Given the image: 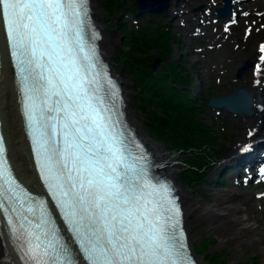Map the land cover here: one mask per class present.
I'll use <instances>...</instances> for the list:
<instances>
[{"label":"snow or ice","instance_id":"snow-or-ice-1","mask_svg":"<svg viewBox=\"0 0 264 264\" xmlns=\"http://www.w3.org/2000/svg\"><path fill=\"white\" fill-rule=\"evenodd\" d=\"M90 15V0H0L46 189L36 194L19 181L0 130V232L6 226L26 264H198L174 184L155 174L158 165L114 103L119 89ZM253 82L264 87V42ZM259 173L264 179V165Z\"/></svg>","mask_w":264,"mask_h":264},{"label":"bare ground","instance_id":"bare-ground-1","mask_svg":"<svg viewBox=\"0 0 264 264\" xmlns=\"http://www.w3.org/2000/svg\"><path fill=\"white\" fill-rule=\"evenodd\" d=\"M178 1L186 5L201 2L204 7L203 9L185 11H180L177 8L170 9V12H174L173 16L185 15L180 19L179 25L181 27L186 25V20L189 21L194 18L202 23L203 27L199 28L197 24V26L193 25L194 27L191 30L188 29V34L186 33V35L193 37L197 34L199 39L202 35L210 36V44L213 41L217 43L218 38L224 37V40L221 41L222 43L217 44L224 51L223 56L217 57V63L211 67H207L204 73H219L220 68L226 70L229 59L231 57H237L233 54L236 52L235 50L238 47L250 46L247 53L239 56L238 63L235 66L231 65L232 71L230 77L232 79L229 82H236L235 84H238V87L246 88L254 97V103L252 105L253 113L250 115L245 113L230 115L227 113L240 128L238 132L240 135L237 140L226 147V152L230 155L239 145L255 138H261L264 135V87L256 85L253 82V67L256 63L258 45L264 42V0H251L252 2L249 4H243L249 2L248 0H236L234 16L219 19L214 18L213 15L215 16L214 9L222 4V0H177V3ZM93 2L95 18L98 22H101L103 19V11L100 6V1L93 0ZM189 11H193L194 13L188 15ZM229 19L235 20L237 23L234 25L229 24L228 30H226L225 24L228 23ZM235 27L239 28L240 32L230 39H227L226 36L230 29ZM249 28L252 29L250 33L247 31ZM102 29V47L107 53L117 43L118 35L115 33L113 35L110 34L107 31L106 25L104 27L102 26ZM205 29L208 32H204L203 30ZM217 45L212 46L216 47ZM209 48L211 47L208 46L198 51L205 55L206 53L204 52H207ZM0 53L2 62L0 74V118L3 121L2 130L5 134L8 157L19 181L32 192L44 194L45 187L35 165L34 150L28 138L22 112L14 62L10 56L9 45L2 26H0ZM247 59L253 62V66L246 69L241 77H237L236 69L244 64ZM200 61L201 58L194 60V62ZM126 95V103L132 123L136 125L141 136L159 151L166 167H171L177 158L166 154L162 147L150 138L146 129L137 120L135 111L130 106L131 97L127 91ZM249 132H251V135H249ZM262 150L264 151V147ZM169 172L176 179L174 176L175 171L169 170ZM180 188L185 204V214L188 216L195 215L193 220H187L188 224L194 226L202 220H207L210 231H220L219 237L222 242H235L238 239H243L249 244L254 245L257 249L261 248L258 236L257 216L259 213L258 209L262 202H264V197L254 195L256 192L251 194L247 193L241 188H238L237 182H234V187L215 191L212 202H207L201 197L193 195L190 191L183 190L182 187ZM260 191H264V189ZM230 195H238L241 198L240 200L232 202L229 198ZM198 261L200 264H205V261L201 257L198 258ZM0 262L1 264H26L19 249L12 243L11 235L7 231L6 226L4 231L0 232ZM231 264H235V262L232 261Z\"/></svg>","mask_w":264,"mask_h":264},{"label":"rangeland","instance_id":"rangeland-1","mask_svg":"<svg viewBox=\"0 0 264 264\" xmlns=\"http://www.w3.org/2000/svg\"><path fill=\"white\" fill-rule=\"evenodd\" d=\"M99 1L103 11V19L101 22L99 21V23L103 27L106 25L107 31L110 34L113 35L115 33L118 35V41L110 48V51L106 53L102 48V52L111 63L116 76L124 84L125 91L129 93L131 97L130 106L135 111V116H137L139 123L146 129L150 138L162 147L166 154L177 158L176 162H173L171 167L166 168L175 171V175H173L176 177L182 189L190 191L193 195L199 196L207 202L213 201L215 191L234 187V182H237L238 188H241L249 194L264 189V179L262 178L253 176L251 177V180L247 179V181H245L246 175L242 172V170H244L243 168L241 169V172H239V175H235L236 170L234 168L224 169L221 174H218L223 160L229 157V154L226 152V147L237 140L240 135L238 133L240 128L227 115L225 110L214 109L207 104L208 98L211 95L229 94L238 87V84H235L236 82H229L232 79L230 77L232 71L231 65L235 66L239 61V56L247 53L250 46L238 47L235 50L236 52L233 53L237 57H231L229 59L228 64L226 65V70L220 68L219 73L216 72L217 74L204 73V70L207 67H211L217 63V57L223 56L224 51L218 46L219 43H222L221 41L224 40L223 36L218 38L219 40L217 43L213 41V43L210 44V36L202 35L199 39L197 34L193 37L186 35V33L188 34V29L191 30V28L194 27L193 25L197 24V27H203L202 23L198 22L196 18L189 21L186 20V25L181 27L179 22L181 17L185 15L173 18V13H169L165 16H154L145 13L140 17H135V0H124L123 3L119 5V8L120 6H125L126 9L119 13H117V11H111L108 0ZM248 1L249 2L243 4H249L252 2L251 0ZM92 4H94V2H92ZM200 4L202 3L195 2L186 5L179 1L177 9L180 11L191 10L193 7ZM193 13V11H189L188 15H192ZM213 17L215 16L213 15ZM163 27L170 30L175 51L172 58L166 61L162 60L159 63V66L154 73L161 76L166 73L168 67L173 61H179V67L181 66L183 68L181 69L182 73H189L194 79L187 87V94L193 101V104L198 108L200 118L205 121L216 134L219 143L217 152L213 154L215 163L212 164L209 169V183L206 184H188V182L182 178L185 166L184 156L173 146V144L158 137L149 126V114L147 113L148 95L143 89L144 82L141 80L140 75V72L146 73L147 68L143 66L136 68L133 67L128 57H126L128 46L125 43L123 35L125 31H129L130 35L134 36L136 29L148 33L153 28L162 29ZM203 31L208 32L207 29ZM239 32V28H231L226 38L230 39ZM212 45L217 46L213 47ZM208 46L211 48H209L207 52H204L206 53L205 55L198 51L199 49ZM150 53L153 54L154 50H150ZM199 58H201L200 62H194L195 59ZM190 95H195L196 98H192ZM255 167L248 169V171L258 173V170ZM229 198L232 202H235L240 200L241 197L238 195H230ZM181 200L185 211L182 193ZM258 211L257 224L261 246L260 249H257L254 245L249 244L243 239H238L235 242H222L219 237L220 231H210L207 220H202L193 226L188 224L187 220H193L195 215L188 216L185 214L190 242L197 259L201 257L205 261V264H217L214 263L215 261L212 259L218 255L225 260L226 264H231L232 261H234L235 264H264V202H262ZM217 261L219 260L217 259Z\"/></svg>","mask_w":264,"mask_h":264},{"label":"trees","instance_id":"trees-1","mask_svg":"<svg viewBox=\"0 0 264 264\" xmlns=\"http://www.w3.org/2000/svg\"><path fill=\"white\" fill-rule=\"evenodd\" d=\"M123 1L108 0L111 11H124L125 6L119 8ZM123 35L128 46L126 57L133 67L148 69L140 75L148 95L149 126L158 137L173 144L182 153L185 159L182 178L188 184L209 183V169L215 163L213 154L217 152L219 143L211 127L200 118L198 108L187 94L188 89L179 87L189 86L193 78L189 73L182 74L183 68L179 67L178 61H173L161 76L155 74L152 68L156 58L164 61L172 58L174 42L170 30L166 27L153 28L147 33L136 29L134 36L129 31ZM212 260L217 264H226L218 255Z\"/></svg>","mask_w":264,"mask_h":264},{"label":"water","instance_id":"water-1","mask_svg":"<svg viewBox=\"0 0 264 264\" xmlns=\"http://www.w3.org/2000/svg\"><path fill=\"white\" fill-rule=\"evenodd\" d=\"M176 0H135V17L148 13L151 15H165L170 10V5ZM236 0H222V5L214 9L215 18L233 17L235 13ZM202 9V6L194 7L192 10ZM161 59L157 58L152 64L155 71ZM253 62L247 59L236 71V76L241 77L246 69L251 68ZM254 97L244 87H238L230 94L213 95L209 98L208 105L212 108L225 110L230 115L252 114ZM238 152V151H237Z\"/></svg>","mask_w":264,"mask_h":264}]
</instances>
